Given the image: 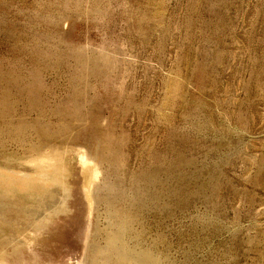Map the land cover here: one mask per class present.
Wrapping results in <instances>:
<instances>
[{
  "label": "rangeland",
  "instance_id": "1",
  "mask_svg": "<svg viewBox=\"0 0 264 264\" xmlns=\"http://www.w3.org/2000/svg\"><path fill=\"white\" fill-rule=\"evenodd\" d=\"M9 121L43 136L2 137L0 187L34 205L37 161L61 209L7 264H86L110 192L157 264H264V0H0Z\"/></svg>",
  "mask_w": 264,
  "mask_h": 264
},
{
  "label": "bare ground",
  "instance_id": "2",
  "mask_svg": "<svg viewBox=\"0 0 264 264\" xmlns=\"http://www.w3.org/2000/svg\"><path fill=\"white\" fill-rule=\"evenodd\" d=\"M4 124L6 125V128L5 129L0 128V149L5 147V143L1 141L3 136L8 137L10 135L11 136L14 135L13 137H15V140L19 142L20 144L21 143L23 144V141L26 140V137H27L26 134L28 130L33 129L34 131H36L38 136L42 135V134L40 135L41 129L38 128L37 125H35L36 126V129H35L32 127L33 125H30L27 123L22 124L18 121H16V123L10 122V121L4 122ZM47 137L48 136H46V138ZM91 143L93 144V142ZM23 150L25 151L41 150V147L36 146V143H35V145L33 144V145L25 146ZM54 154L57 155L56 152H53L52 154H48V155L51 156ZM38 156H35V157H38ZM5 161L0 160V162H2L0 164V169L4 170L5 173H9V174L11 173L14 174V171L15 173H17L16 170H14L13 168L14 163L11 162V164H8ZM9 161H11L10 158H9ZM19 163H22V162H19ZM7 165H10V167H8ZM17 165L18 163L16 164V166ZM20 166H22V164ZM43 169L44 168H42V163H38L36 161L34 164V170H33L37 172L36 175H34V173L31 174V173L25 172L20 177H18L19 180L21 181L24 180L26 182L32 183L35 185L34 187H37V188L33 187V189L31 188L32 189L31 197L35 199V203L33 202L34 205H26L28 202L25 204V198H27L28 196L25 197L24 194L20 195L22 194L20 189L15 188L16 193H17L16 194L14 191V188L12 189V191L9 190L11 192H8V191L6 192L2 190V188L0 187V221L6 222L8 220L15 219L16 222H18V224L15 223L17 224L16 226L14 223H11V222L6 227L0 225V264H7V262L11 263L12 262L11 260L13 258L20 259L23 256L28 257L30 254L26 251L24 247L26 245L25 243L26 241L24 240L23 242H21L19 238L25 237V236L28 237V235H26L27 230L35 231V232L39 231L42 225V222L43 224L47 225L49 223L48 216L56 212L57 207L53 206L54 207L53 208L51 206L53 194L50 193L51 194L50 196H45L46 194H43L44 191L41 189L42 185L41 186L40 184L38 185V181L40 180L39 177L42 176L40 173L41 172L40 170H43ZM106 186L107 188L112 189L111 187L113 185L107 184ZM98 189L100 191L101 188L98 187ZM50 190L51 189H49V191ZM103 195H105V193ZM15 197H16V200H13L12 198H15ZM95 197H97L96 198L97 200H101L100 196H95ZM102 200L106 203V207H107L106 213L108 215V226L106 229L100 232L98 231L99 230V227H98V230L96 231L97 234L95 235V240L93 239V243L88 246L85 263L86 264H157V261L153 258L149 250L139 248L136 245H131L126 241L124 233L127 227V223H126V220L124 219L121 222V219H122L121 215L117 212V209L114 207V204H113L112 192H110L109 195H105V197ZM59 208L57 210H59ZM40 209L43 212H40L39 211ZM39 214H43L46 217L44 216L43 218H40L41 221H37L36 218L38 217ZM118 221L122 223V226L121 224L120 225L117 224ZM35 238H36L35 236L29 237V239L32 240L31 243L34 242ZM30 256H33V255L31 254ZM15 264L17 263L15 262Z\"/></svg>",
  "mask_w": 264,
  "mask_h": 264
}]
</instances>
